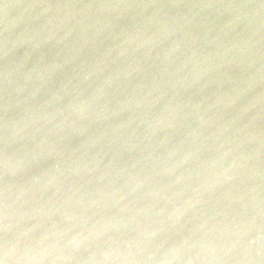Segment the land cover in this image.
<instances>
[{
  "label": "water",
  "instance_id": "water-1",
  "mask_svg": "<svg viewBox=\"0 0 264 264\" xmlns=\"http://www.w3.org/2000/svg\"><path fill=\"white\" fill-rule=\"evenodd\" d=\"M0 264H264V0H0Z\"/></svg>",
  "mask_w": 264,
  "mask_h": 264
}]
</instances>
